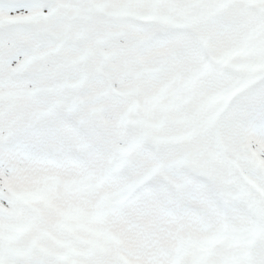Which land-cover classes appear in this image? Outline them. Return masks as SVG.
Masks as SVG:
<instances>
[{
	"label": "snow or ice",
	"instance_id": "1",
	"mask_svg": "<svg viewBox=\"0 0 264 264\" xmlns=\"http://www.w3.org/2000/svg\"><path fill=\"white\" fill-rule=\"evenodd\" d=\"M0 264H264V0H0Z\"/></svg>",
	"mask_w": 264,
	"mask_h": 264
}]
</instances>
